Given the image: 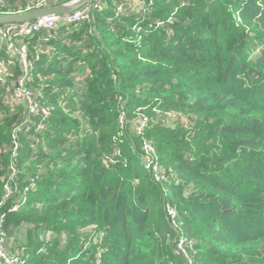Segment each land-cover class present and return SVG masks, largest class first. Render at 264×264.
Returning a JSON list of instances; mask_svg holds the SVG:
<instances>
[{"label": "trees", "instance_id": "trees-1", "mask_svg": "<svg viewBox=\"0 0 264 264\" xmlns=\"http://www.w3.org/2000/svg\"><path fill=\"white\" fill-rule=\"evenodd\" d=\"M39 1L0 0V15ZM23 42L34 113L0 38L8 254L264 264V0H101L89 20Z\"/></svg>", "mask_w": 264, "mask_h": 264}, {"label": "built area", "instance_id": "built-area-1", "mask_svg": "<svg viewBox=\"0 0 264 264\" xmlns=\"http://www.w3.org/2000/svg\"><path fill=\"white\" fill-rule=\"evenodd\" d=\"M49 0H40L39 7H46ZM94 0L92 3L85 5L84 7L76 10L70 14L66 15H56L51 17H45L40 20H36L33 22H24L13 25H6L0 29V38L4 40V42L8 43V47L13 51V55L18 58L20 61L22 68L25 72L23 79L20 81L19 86L15 90V97L18 99H24L31 106L30 111L36 112V105L31 102L32 93L27 88L26 80L30 78L31 72V62L29 60V49L27 45L23 42V39L28 38L44 29H53L57 25L63 24H75L77 22H81L84 20H89L92 15V11L98 10L101 8V0ZM122 8L118 7V12H121ZM4 63H0V81L4 82ZM11 194V192H10ZM25 201L22 200L21 203L15 204L11 211L18 212L21 210V205ZM4 215H1L0 219L2 220ZM184 240H181L178 244V250L184 252V256H187L183 249ZM0 262L1 264H19V258L15 256H11L8 254L6 250V236L0 226Z\"/></svg>", "mask_w": 264, "mask_h": 264}, {"label": "water", "instance_id": "water-1", "mask_svg": "<svg viewBox=\"0 0 264 264\" xmlns=\"http://www.w3.org/2000/svg\"><path fill=\"white\" fill-rule=\"evenodd\" d=\"M94 0H69L58 6L41 7L22 13L0 15V25H13L29 21L40 20L45 17L70 14Z\"/></svg>", "mask_w": 264, "mask_h": 264}]
</instances>
